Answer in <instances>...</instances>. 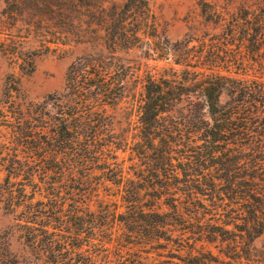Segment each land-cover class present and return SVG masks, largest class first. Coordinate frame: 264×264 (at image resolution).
Wrapping results in <instances>:
<instances>
[{
  "label": "trees",
  "instance_id": "trees-1",
  "mask_svg": "<svg viewBox=\"0 0 264 264\" xmlns=\"http://www.w3.org/2000/svg\"><path fill=\"white\" fill-rule=\"evenodd\" d=\"M206 4L202 17L222 32L202 57V71L186 81L148 74L138 105L139 134L130 147L137 159L132 173L121 164L101 165L126 188L127 211L116 215L108 208L96 211L86 195L94 161L108 154L117 159L114 145L130 144L107 113L125 97L124 77L132 72L122 54L139 48L152 27L149 0L7 1L16 24L46 43L98 50L72 64L64 92L49 100L57 116L42 117L33 104L26 126L17 128L35 150L62 154L60 171H53L60 179L57 191L27 206L26 241L47 255L46 264H95L99 257L103 264H132L124 242L161 238L180 244L177 264H264V244L254 246L264 236V0ZM235 69L255 75L233 77ZM223 92L229 97L224 103ZM166 115L193 129V137L184 141L181 129L168 136ZM127 122L132 124L130 116ZM145 189L167 198L169 212L141 206ZM217 242L229 261L212 251L194 253L200 243Z\"/></svg>",
  "mask_w": 264,
  "mask_h": 264
},
{
  "label": "rangeland",
  "instance_id": "rangeland-1",
  "mask_svg": "<svg viewBox=\"0 0 264 264\" xmlns=\"http://www.w3.org/2000/svg\"><path fill=\"white\" fill-rule=\"evenodd\" d=\"M7 1L0 0V264H46L47 255L42 251L36 252L26 241V221L30 217L27 206L37 201L46 202L49 193L54 189L57 191L60 179L53 171H60L62 154L57 155L51 148L35 150V143L23 139V132L17 128L26 126L27 112L33 104H38L36 111H40L42 117L57 116L59 111L49 100L64 92L72 64L98 50L90 44L69 41L46 43L31 34L26 26L16 24V17L10 14ZM149 3L152 27L142 36L144 40L139 48L129 55L122 54L127 60L126 66L132 67V72L124 77V84L127 85L125 97L117 107L109 108L107 113L115 117L113 125L117 133L128 134L130 144L125 146L118 142L114 145L120 148L116 153L117 159L108 154L94 161L92 189L86 198L96 211L108 208L116 215L127 211L124 184H116L118 178L108 169L103 170L101 165L107 168L110 165L112 169L121 164L132 173L137 159L134 161L130 147L134 144V137L139 134L138 105L148 74L155 75L157 79L174 81L194 77V72L202 71V57L216 43V35L222 32L221 28L202 17V7L208 3L205 6L208 8L212 0H149ZM132 73H135L134 76ZM246 73L245 70L235 69L231 76L252 78L255 75L249 72L245 76ZM223 74L229 75L227 72ZM187 97L183 96L186 101H182L181 106L186 107L189 101ZM228 99L227 92H223L221 102ZM45 101L51 104L45 107ZM133 103H136L135 108H131ZM129 116L132 124L127 122ZM166 117H169L164 123L168 136H176V131L180 133L181 129L184 141L193 137V129L176 126L172 115ZM112 154L115 155V152ZM153 195L151 189L143 190L141 206L169 212L167 203L171 202L165 197L158 200ZM118 218L114 220L116 223H119ZM114 243L118 246L117 242ZM263 244L264 236L254 242L258 248ZM124 245H127L124 256L132 264L179 263L176 250L180 244L164 238L136 240L131 244L124 242ZM222 248L224 246L219 242L214 245L200 243L194 253L202 255L212 251L221 261H229L220 253ZM181 254L187 255L188 252L184 250ZM103 263V257L95 262ZM206 264L218 263L208 261Z\"/></svg>",
  "mask_w": 264,
  "mask_h": 264
}]
</instances>
